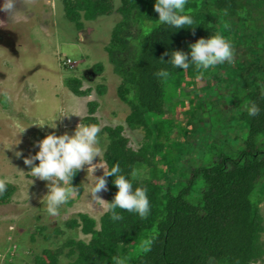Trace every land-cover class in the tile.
I'll return each instance as SVG.
<instances>
[{
	"label": "trees",
	"instance_id": "obj_1",
	"mask_svg": "<svg viewBox=\"0 0 264 264\" xmlns=\"http://www.w3.org/2000/svg\"><path fill=\"white\" fill-rule=\"evenodd\" d=\"M62 2L64 16L78 30L82 19L94 20L114 9L113 0ZM155 2L120 0L115 9L120 19L106 47L121 77L118 96L130 107L126 124L143 128L144 141L133 149L122 125L103 128L108 139L103 153L107 170L119 164L131 178L139 167L148 166L147 176L133 183L147 188L151 212L140 218L117 209L123 219L113 221L105 211L98 228L94 218L78 213L66 224L80 227L89 240L70 237L59 248H44L35 256L36 264H59L62 253L71 258L68 264H118L124 257L130 264H253L264 257L260 213L264 200V0H187L186 14L193 16L196 25L177 31L159 24ZM210 35L224 36L232 43L231 63L203 71L195 65L175 69L167 62L165 52L188 53L190 44ZM207 75L214 79L207 86L212 94L206 96L205 104H195L187 96L195 90L189 89ZM73 83L70 88L75 94L85 93L78 88L79 80ZM97 89L103 93L105 86ZM176 96L181 97L183 109L197 106L198 116L192 111L184 126L165 117V103ZM88 104L86 125L96 124L91 116L96 103ZM176 104L172 101L173 113ZM251 104L260 109L254 117L248 114ZM174 127L184 140L173 141ZM230 130L236 139L244 134L235 149L229 146ZM191 134L197 142L188 139ZM222 143L227 150L220 147ZM192 153H198L194 161L188 157ZM112 179L107 178V202L117 191ZM72 184L81 189L78 171ZM15 189L8 183L0 203H8Z\"/></svg>",
	"mask_w": 264,
	"mask_h": 264
},
{
	"label": "rangeland",
	"instance_id": "obj_2",
	"mask_svg": "<svg viewBox=\"0 0 264 264\" xmlns=\"http://www.w3.org/2000/svg\"><path fill=\"white\" fill-rule=\"evenodd\" d=\"M113 4L110 14L94 20L82 19L81 30L64 16L62 0H17L13 14L0 12V179H8L16 188L8 203H0V264H36L35 256L44 248H59L70 237L87 242L89 234L66 223L78 218V213H85L95 219L98 228L100 216L106 211V191L98 194L103 201L91 199L93 178L87 172L88 165H84L78 170L79 195L70 197L56 216L49 215L42 200L49 182L31 177L23 163L25 157L39 150L34 142L49 133L71 135L80 123L86 125L91 101L96 103L91 116L101 128L99 140L103 153L108 143L105 126L122 125L133 149H138L144 141L143 128L132 129L126 124L130 107L118 96L121 77L115 73L106 50L111 31L120 19L115 10L120 0H113ZM68 58L71 63L65 64ZM98 65L102 66L101 70L97 69ZM75 79L80 81L78 88L84 94L77 95L71 90L70 84L75 85ZM213 83L210 75L200 77L189 89L195 92L187 96L194 98L195 104H205L209 100L206 96L212 94L207 86ZM98 86H105L103 93H99ZM172 101H177L174 113ZM172 101L165 103V117L174 123L184 126L192 111L198 116L196 105L183 109L180 96ZM42 123H54L56 127L40 126ZM178 127L171 130L176 142L184 140ZM243 135L241 132L236 139L231 132L229 146L237 148ZM195 138L191 134L188 139L193 142ZM220 147L227 150L228 146L222 143ZM18 151L22 152L21 157L15 155ZM198 153L188 157L194 161L193 156ZM204 159H209L208 152ZM93 163L99 164V158ZM148 170V166L137 169L143 173L142 177L147 176ZM103 171L97 167L93 175L102 176ZM260 213L264 226V200L260 203ZM261 241L264 243V230ZM70 260L65 253L59 255V264H68ZM253 264H264V257Z\"/></svg>",
	"mask_w": 264,
	"mask_h": 264
},
{
	"label": "clouds",
	"instance_id": "obj_3",
	"mask_svg": "<svg viewBox=\"0 0 264 264\" xmlns=\"http://www.w3.org/2000/svg\"><path fill=\"white\" fill-rule=\"evenodd\" d=\"M186 4L187 0H156L153 7L154 11L158 13L159 24L166 25L173 31L194 27L196 24L193 16L190 13L186 14ZM16 7L17 0H0V12L10 15L16 11ZM129 39L132 38L129 37ZM140 46H136L138 51H141ZM189 48L190 52L188 53L182 50L165 52L164 55L169 57L167 62L175 69L187 70L195 65L198 69L207 71L216 65L233 61V45L221 35H210L207 39L199 38L190 44ZM203 71L200 73L201 76ZM259 111L257 105L251 104L248 114L254 117L259 114ZM39 125L56 127L54 123ZM100 132L101 128L98 124L84 125L80 123L71 135L67 132L62 135L49 133L42 140L34 142V146L39 150L35 155L25 157L23 163L30 169L31 177L49 182L46 185L47 194L42 197L46 205V212L51 216H56L60 207L69 203L70 197L79 195L81 189L78 185L74 186L72 180L78 170H81L84 165H88L87 172L93 178L89 190L92 200L103 201L98 194L107 191V178H113L112 183L117 191L111 202L104 201L106 211L111 214V220L123 219L122 215L116 211L117 209L135 213L140 218H146L151 212L148 190L142 184L134 187L133 183L134 180L141 179L143 173L134 171L130 178L122 172L119 164H115L105 171L107 161L101 163L103 149L100 146ZM15 155L21 157L22 152L18 151ZM96 158H99V164L93 163ZM35 161L39 163L36 164ZM97 167L104 169L102 176L95 177L93 175ZM10 182L8 179H0V196H3L7 191V185ZM118 264H130L129 258L120 259Z\"/></svg>",
	"mask_w": 264,
	"mask_h": 264
},
{
	"label": "built area",
	"instance_id": "obj_4",
	"mask_svg": "<svg viewBox=\"0 0 264 264\" xmlns=\"http://www.w3.org/2000/svg\"><path fill=\"white\" fill-rule=\"evenodd\" d=\"M64 63H65V64H70L71 61H70V59L68 58L67 61H65Z\"/></svg>",
	"mask_w": 264,
	"mask_h": 264
}]
</instances>
